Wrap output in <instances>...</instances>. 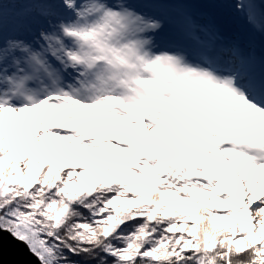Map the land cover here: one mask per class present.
I'll return each instance as SVG.
<instances>
[{"label":"snow or ice","instance_id":"6c2138e0","mask_svg":"<svg viewBox=\"0 0 264 264\" xmlns=\"http://www.w3.org/2000/svg\"><path fill=\"white\" fill-rule=\"evenodd\" d=\"M0 230L38 264H264V0H0Z\"/></svg>","mask_w":264,"mask_h":264},{"label":"water","instance_id":"95a60500","mask_svg":"<svg viewBox=\"0 0 264 264\" xmlns=\"http://www.w3.org/2000/svg\"><path fill=\"white\" fill-rule=\"evenodd\" d=\"M0 264H38L23 242L0 230Z\"/></svg>","mask_w":264,"mask_h":264}]
</instances>
